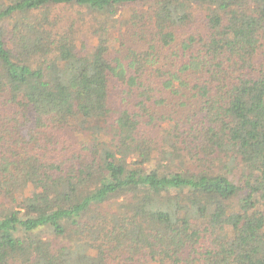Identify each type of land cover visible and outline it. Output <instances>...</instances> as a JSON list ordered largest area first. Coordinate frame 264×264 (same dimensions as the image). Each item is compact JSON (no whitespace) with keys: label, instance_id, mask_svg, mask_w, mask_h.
<instances>
[{"label":"trees","instance_id":"trees-1","mask_svg":"<svg viewBox=\"0 0 264 264\" xmlns=\"http://www.w3.org/2000/svg\"><path fill=\"white\" fill-rule=\"evenodd\" d=\"M0 264H264V0H0Z\"/></svg>","mask_w":264,"mask_h":264},{"label":"rangeland","instance_id":"rangeland-1","mask_svg":"<svg viewBox=\"0 0 264 264\" xmlns=\"http://www.w3.org/2000/svg\"><path fill=\"white\" fill-rule=\"evenodd\" d=\"M59 14L61 16H65V17H75L77 15L76 12L73 9H71L70 7H68L63 12H59ZM119 16H121L120 12H119ZM120 38H121L120 34H118V32L115 33L113 41H112V45L114 47V49L112 50V52H113L112 55H114L118 51V48L120 47V44H119L120 43L119 42ZM91 42L93 43V41H91ZM119 90L120 89L113 90L112 95H111V100H112L111 103H113V105L115 104L116 106H117L116 103L120 102L119 95L117 94L119 92ZM168 128L169 127L167 126L166 122H164V123L160 122L157 127L146 125V133L151 134V136H152V138L154 140V143H157L158 146H159L160 144H162L163 135L165 133V130L168 129Z\"/></svg>","mask_w":264,"mask_h":264}]
</instances>
